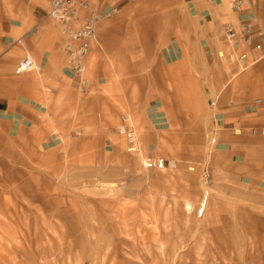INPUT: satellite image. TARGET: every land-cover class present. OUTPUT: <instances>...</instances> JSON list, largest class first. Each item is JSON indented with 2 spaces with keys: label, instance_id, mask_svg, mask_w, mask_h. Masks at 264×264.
Here are the masks:
<instances>
[{
  "label": "rangeland",
  "instance_id": "1",
  "mask_svg": "<svg viewBox=\"0 0 264 264\" xmlns=\"http://www.w3.org/2000/svg\"><path fill=\"white\" fill-rule=\"evenodd\" d=\"M128 1V22L118 7L96 25L86 58L102 65L95 88L45 84L27 133L0 119V264H264V138L252 154L261 167L235 177L218 150L225 132L215 117L246 61L222 31L215 60L167 66L157 32L171 17L162 5L181 0ZM88 66L82 79L92 83ZM15 68L14 77H42ZM151 87L169 108L165 123L147 103ZM129 110L143 159L173 167L147 169L125 153L117 126Z\"/></svg>",
  "mask_w": 264,
  "mask_h": 264
},
{
  "label": "crops",
  "instance_id": "2",
  "mask_svg": "<svg viewBox=\"0 0 264 264\" xmlns=\"http://www.w3.org/2000/svg\"><path fill=\"white\" fill-rule=\"evenodd\" d=\"M123 1L120 4L110 3L109 0L94 2L100 11L121 7L123 11L120 19L128 22V14L132 8L127 6L131 2L122 4ZM48 6V0H0V119L9 124L10 132L17 135L27 133L38 124L42 112L37 107L42 108L40 100L45 84L50 82L52 86L59 85L62 79L63 82H74L80 86L78 78L66 66L58 28L47 17ZM162 6L171 18L164 31L157 32L158 40L165 42L161 56L164 63L173 69L184 65L191 57L207 56L215 60L223 26L236 25L240 20V15L228 8L226 0H181L178 5L163 3ZM245 13L256 15L264 23V0H248ZM180 15L189 20L188 31L180 26ZM157 16L159 14L155 18ZM260 51L264 52V47ZM260 51L248 52L245 72L232 88L235 93L226 99L225 105L215 114L222 121L225 132L220 134L222 137L218 150L224 154V161L233 163L237 168L236 173H232L235 177L261 167L252 158V154L259 153L255 149L258 144L256 142L264 136L249 133L250 129H256L257 132L264 130V107L254 110L250 108L254 99L264 98V56H259ZM25 56H30L40 66L38 74L41 78L29 74L13 76V69ZM88 65L89 57L86 61V66ZM88 69L94 76L93 82L86 79L84 86L92 89L95 88V76L102 74V65L97 61L89 65ZM154 90L151 87L147 103L154 107L158 121L165 123L169 108L161 102ZM163 107L166 111L160 109ZM126 115L128 120L129 117L133 121L138 119L133 110L127 111ZM138 133L141 135L142 131ZM263 153L262 150L261 154ZM133 157L142 159V164H146L141 145L140 153Z\"/></svg>",
  "mask_w": 264,
  "mask_h": 264
},
{
  "label": "built area",
  "instance_id": "3",
  "mask_svg": "<svg viewBox=\"0 0 264 264\" xmlns=\"http://www.w3.org/2000/svg\"><path fill=\"white\" fill-rule=\"evenodd\" d=\"M226 2L231 11L240 15V20L236 25L223 26V39L233 50H239L237 61L243 63L249 51H260L264 47V23H261L256 15L245 13L248 0H226ZM48 5L47 17L58 28L68 69L79 79L80 85H85L82 76L87 55L95 39L96 25L103 15L118 11V7L110 11H98L86 0H48ZM259 56L263 57L264 52L260 51ZM36 70H40V66L30 56H25L15 72L21 74ZM263 107L264 98L254 99L250 104L253 110ZM117 132L123 138L125 153L133 155L139 151V139L125 115L119 116ZM251 133L256 135L258 132L252 129ZM259 133L264 134V130H260ZM213 140L214 143L211 144H215V138ZM169 164L170 162L163 158H155L147 159L144 167L162 170L165 167L169 168Z\"/></svg>",
  "mask_w": 264,
  "mask_h": 264
},
{
  "label": "bare ground",
  "instance_id": "4",
  "mask_svg": "<svg viewBox=\"0 0 264 264\" xmlns=\"http://www.w3.org/2000/svg\"><path fill=\"white\" fill-rule=\"evenodd\" d=\"M226 4H227V2H226ZM221 56V55H220ZM85 66H86V63H85ZM40 70H36V72H39ZM127 118V117H126ZM127 120H128V118H127ZM128 121H131V122H133V120L129 117V120ZM130 124V123H129ZM133 129V128H132ZM134 130V129H133ZM214 143V140L212 139L211 140V143ZM213 145V144H212ZM140 153V149H139V151L137 152V153H135V154H133V155H131V156H136V155H138ZM129 155V154H128ZM173 161H170V164H169V168H171V167H173ZM168 168H163L162 170H167ZM203 200V199H202ZM205 207V200H203V201H201V203H200V207L199 208H204Z\"/></svg>",
  "mask_w": 264,
  "mask_h": 264
}]
</instances>
